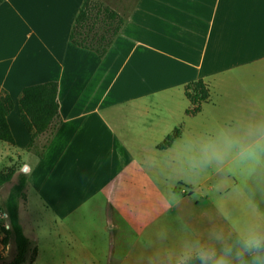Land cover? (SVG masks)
<instances>
[{
    "label": "crops",
    "instance_id": "1",
    "mask_svg": "<svg viewBox=\"0 0 264 264\" xmlns=\"http://www.w3.org/2000/svg\"><path fill=\"white\" fill-rule=\"evenodd\" d=\"M100 1L125 19L104 58L70 41L84 0L0 5V88L15 104V145L0 141V171L14 167V183L19 166L27 170L20 210L30 215L32 201L52 231L48 240L28 236L19 210L38 249L34 264L48 250L52 264H153L185 239L264 226V162L241 164L230 154L215 163L217 173L232 168L242 177L243 210L235 213L220 209L221 196L196 192L204 172L188 164L204 131L216 141L264 124V0ZM197 81L211 96L189 116L185 89ZM46 83L59 86V119L37 141L46 140L38 156L28 150L19 100Z\"/></svg>",
    "mask_w": 264,
    "mask_h": 264
},
{
    "label": "trees",
    "instance_id": "2",
    "mask_svg": "<svg viewBox=\"0 0 264 264\" xmlns=\"http://www.w3.org/2000/svg\"><path fill=\"white\" fill-rule=\"evenodd\" d=\"M5 1L0 0V5ZM124 26L125 19L104 2L84 0L71 31L70 41L75 46L93 51L100 58H104ZM58 93L57 83H46L25 88L19 100L20 117L31 135L28 150L38 156L41 151L37 148V141L43 135L51 133L59 119ZM185 94L191 103V108L187 111L189 116H197L201 113L203 105L211 96L209 87L203 81L187 85ZM14 107L12 97L0 88V141L10 145H15V139L8 123V116ZM181 135L182 127L169 135L158 148L169 149ZM16 173L14 167L0 171V188L11 183ZM27 184V178L20 177L19 183L14 186L6 201L5 208L9 216L10 229L1 228L5 235L3 243L8 246L10 238L13 237L16 244V255L6 264H34L38 255V249L33 248L34 243L25 235L19 217L20 200L26 199ZM30 254L31 261L28 262Z\"/></svg>",
    "mask_w": 264,
    "mask_h": 264
},
{
    "label": "clouds",
    "instance_id": "3",
    "mask_svg": "<svg viewBox=\"0 0 264 264\" xmlns=\"http://www.w3.org/2000/svg\"><path fill=\"white\" fill-rule=\"evenodd\" d=\"M230 154L241 164L264 162V124L252 126L238 136L225 133L203 144L189 157L188 164L194 170L212 163L220 165ZM233 231L234 236L226 237L222 230H213L208 241L185 239L179 250L156 257L153 264H264V226L235 225Z\"/></svg>",
    "mask_w": 264,
    "mask_h": 264
},
{
    "label": "rangeland",
    "instance_id": "4",
    "mask_svg": "<svg viewBox=\"0 0 264 264\" xmlns=\"http://www.w3.org/2000/svg\"><path fill=\"white\" fill-rule=\"evenodd\" d=\"M199 141V144L203 145L210 141H212V136L210 134V131H204L201 134L200 138H197ZM46 140L42 141V143H37V148L39 151L42 150L43 146L45 145ZM214 165V166H213ZM232 168H226L221 170L217 173L218 167L215 163H212L208 165L207 167L203 168L204 176L203 179L196 184L195 190L198 193L204 194L208 198H215L218 196L220 197V202L218 203L220 209L228 211L231 210V213L235 212H242L243 210V199L242 197H239L240 193L242 194V188H243V182L242 177L239 175H236L232 173ZM17 171V170H16ZM18 171H20V175L15 180V182H11L10 185L6 186L2 190H0V257L1 261L0 264H6L11 262L15 255H16V244L15 241L12 238H10L8 246H5L3 241L5 239V235L2 232L1 228L5 227L6 229H10L9 224V216L6 212V201L9 197V195L12 192V189L16 184L19 183L20 177H26V169L21 166H19ZM220 185V187H219ZM222 185H224V193H220L222 190ZM216 186V187H215ZM212 187H215L214 189ZM183 190V188H181ZM185 189V193H186ZM222 196L226 197L225 201L222 200ZM199 198V197H198ZM194 197V199H198ZM234 201V202H233ZM24 203V204H23ZM23 206L25 208V201L24 199L20 200L19 210ZM226 208H229L226 210ZM30 215H26L24 210L21 209L20 213L23 219V223L25 224L26 234L28 236H32L34 234V237L38 235L39 237L43 239H50L51 237V226H50V219L45 217V215L42 214V212L37 209L33 202L31 201V206H29ZM235 211V212H234ZM4 213L7 215L5 216ZM230 218L235 219V222L238 223L241 220V217L239 216H231ZM5 225H8L6 227ZM34 243V242H33ZM37 247L34 243V247ZM31 254L28 256V262L31 261ZM52 255L51 250H48L44 253L43 259L38 262L37 264H52ZM53 264H74L73 262H69L67 258L62 260L60 263H53Z\"/></svg>",
    "mask_w": 264,
    "mask_h": 264
},
{
    "label": "built area",
    "instance_id": "5",
    "mask_svg": "<svg viewBox=\"0 0 264 264\" xmlns=\"http://www.w3.org/2000/svg\"><path fill=\"white\" fill-rule=\"evenodd\" d=\"M25 169V168H24ZM27 171V170H26Z\"/></svg>",
    "mask_w": 264,
    "mask_h": 264
}]
</instances>
